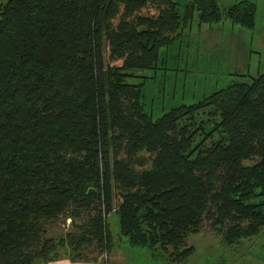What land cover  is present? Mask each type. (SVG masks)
<instances>
[{
  "label": "trees",
  "instance_id": "obj_1",
  "mask_svg": "<svg viewBox=\"0 0 264 264\" xmlns=\"http://www.w3.org/2000/svg\"><path fill=\"white\" fill-rule=\"evenodd\" d=\"M255 13L252 0L223 11L218 0L1 1L0 264L97 262L111 211L131 245L172 258L193 252L204 217L227 244L257 236L264 71L157 117L143 82L128 81L157 67L194 14L251 28ZM59 218L77 231L52 237Z\"/></svg>",
  "mask_w": 264,
  "mask_h": 264
},
{
  "label": "rangeland",
  "instance_id": "obj_2",
  "mask_svg": "<svg viewBox=\"0 0 264 264\" xmlns=\"http://www.w3.org/2000/svg\"><path fill=\"white\" fill-rule=\"evenodd\" d=\"M178 1L185 3L187 0ZM236 1L218 0V4L223 11ZM252 1L256 4L253 27L233 23L225 16L212 23L199 22L194 14L178 28L173 42L161 47L157 67L137 70L128 78L132 83L143 82L145 107L151 110L153 117L172 106L194 103L232 80L249 79L264 71V0ZM205 126L209 127V124ZM211 219L204 217L198 229L188 234L185 245L194 247L193 252L185 258H172L173 253H166L171 247L165 252L158 247L131 245L127 235L119 229L117 214L111 211L106 216L111 246L108 251L98 254L97 263L264 264V228L257 236L227 244ZM71 223L59 218L52 222L49 234L57 237L77 231ZM97 252L90 245L85 249L84 257L93 259Z\"/></svg>",
  "mask_w": 264,
  "mask_h": 264
},
{
  "label": "crops",
  "instance_id": "obj_3",
  "mask_svg": "<svg viewBox=\"0 0 264 264\" xmlns=\"http://www.w3.org/2000/svg\"><path fill=\"white\" fill-rule=\"evenodd\" d=\"M43 264H100L97 262H86V261H73L70 260L69 258H62L54 261H49Z\"/></svg>",
  "mask_w": 264,
  "mask_h": 264
}]
</instances>
